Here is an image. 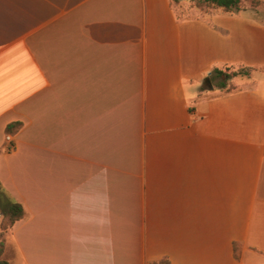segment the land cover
Instances as JSON below:
<instances>
[{
    "label": "crops",
    "instance_id": "0c3cea01",
    "mask_svg": "<svg viewBox=\"0 0 264 264\" xmlns=\"http://www.w3.org/2000/svg\"><path fill=\"white\" fill-rule=\"evenodd\" d=\"M202 11L0 0V184L27 213L1 260L264 264V23ZM109 175H199V201L175 177L131 211Z\"/></svg>",
    "mask_w": 264,
    "mask_h": 264
},
{
    "label": "trees",
    "instance_id": "16d2710c",
    "mask_svg": "<svg viewBox=\"0 0 264 264\" xmlns=\"http://www.w3.org/2000/svg\"><path fill=\"white\" fill-rule=\"evenodd\" d=\"M179 2L180 0H174ZM196 2V7L205 10L207 8H221L227 13L235 14L240 12H245L248 10H253L257 14L258 19L264 23V17H261L257 13L258 7H264V3L258 0H192ZM215 76H225L226 81L221 85L222 88H226L228 81L232 80L237 76H249L250 71L247 69H239L236 71H232L230 69H226V71L216 69L214 71ZM22 124L13 123L7 127V134H14ZM0 212L6 217L8 226H5L1 235H0V258L4 255L7 241H6V233L9 231L16 222L21 221L26 218L27 213L23 205L11 201L4 189L0 184ZM0 264H10L5 260L0 259ZM152 264H171L168 258H164L160 261H155Z\"/></svg>",
    "mask_w": 264,
    "mask_h": 264
},
{
    "label": "rangeland",
    "instance_id": "374dc122",
    "mask_svg": "<svg viewBox=\"0 0 264 264\" xmlns=\"http://www.w3.org/2000/svg\"><path fill=\"white\" fill-rule=\"evenodd\" d=\"M195 4L196 2L192 0L175 1V6L177 7L179 15L185 18H199V8H197ZM212 10L213 8H207L202 12H209ZM257 13L259 16L264 17V7H258ZM112 177H118L121 179L123 188V195L121 198L124 205L131 211L137 209L135 208V204L137 203H140V206L143 204L145 208L147 207L148 190L151 181L153 183V181L173 180L175 177L184 180L187 179V188H193L199 201V175H109V179ZM114 188L109 187V189H112L113 191H118L117 186ZM182 188H185V186L183 185ZM191 190L192 189H189V192ZM5 226H8L7 219L0 212V235ZM8 232L9 231H7V233Z\"/></svg>",
    "mask_w": 264,
    "mask_h": 264
},
{
    "label": "built area",
    "instance_id": "2783aa9c",
    "mask_svg": "<svg viewBox=\"0 0 264 264\" xmlns=\"http://www.w3.org/2000/svg\"><path fill=\"white\" fill-rule=\"evenodd\" d=\"M5 141H6V145H7V151L8 152H14L15 151V145H14L13 135L7 134Z\"/></svg>",
    "mask_w": 264,
    "mask_h": 264
}]
</instances>
